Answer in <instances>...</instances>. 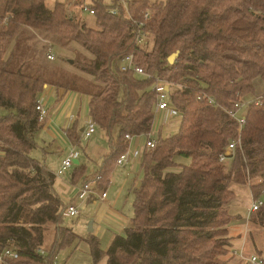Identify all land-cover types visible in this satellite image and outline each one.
I'll list each match as a JSON object with an SVG mask.
<instances>
[{
  "label": "trees",
  "instance_id": "16d2710c",
  "mask_svg": "<svg viewBox=\"0 0 264 264\" xmlns=\"http://www.w3.org/2000/svg\"><path fill=\"white\" fill-rule=\"evenodd\" d=\"M91 3L96 29L77 23L61 2L50 9L46 0H0V108L10 111L0 116V252L13 248L19 254L9 264H58L60 251L77 238L62 228L66 207L56 175L31 157L43 129L36 104L45 87L89 97L90 118L111 142L103 167L90 179L101 178L100 190H108L113 167L129 149L126 137L152 133L153 81L120 70L121 60L134 56L146 73L170 84L182 119L177 134L160 136L140 156L144 178L125 236L115 237L106 252L95 236L85 241L93 264L104 258L107 264H223L231 247V186L249 187L255 201L264 194V95L255 90L257 79L264 82V0H129V17L111 15L106 0ZM135 21L146 23L144 47L136 43ZM70 45L77 56L67 62L90 78L84 85L49 77L47 52ZM241 99L251 103L239 130L225 109ZM65 134L81 148L78 130ZM238 138L226 165L220 163ZM249 222L264 228V202Z\"/></svg>",
  "mask_w": 264,
  "mask_h": 264
},
{
  "label": "crops",
  "instance_id": "0c3cea01",
  "mask_svg": "<svg viewBox=\"0 0 264 264\" xmlns=\"http://www.w3.org/2000/svg\"><path fill=\"white\" fill-rule=\"evenodd\" d=\"M53 8L54 7H50V9ZM259 88H264V82L261 79H257L255 81V90L258 97L264 95V89L260 90ZM41 95L46 98L47 107L50 112L49 119L46 123L43 124L42 130L46 129L47 131H49L50 129H52L58 131L65 139L64 143H60V145L56 141H53L50 142L49 145L45 148L48 151L45 152V154L51 155L50 153H56L60 157L58 161H56L54 168L50 169L49 166L45 164V162L43 163L51 172L54 173L55 171H57L61 165L62 159L71 148V142L68 140L65 131L78 130L81 134L82 140V144L80 146L81 148L79 149L81 150V152L83 151V153L80 154V157L72 167L75 168V170L70 175L68 181L74 186L77 184L78 186H80V183L82 181L84 183L86 180L92 179L103 167L105 159L110 154V139L100 129L98 130H100L101 135H99L98 137L96 133L93 137H91L90 140H88L89 142H85L82 139V131L87 121L90 119V100L88 96H85L79 92L55 86H47ZM84 115L87 116L85 120H83ZM73 116L77 117V120L75 122L71 121V117ZM82 120L83 123H81ZM42 130L37 135L38 139L41 137L50 139V135L42 132ZM117 134L118 133L116 132L115 136L113 135L115 139L117 137ZM84 143L87 144L86 150L85 148H83V146L85 145ZM83 154L85 155V159L81 160ZM89 157L94 160V172H90V168L88 165V161L90 160ZM130 163L123 169L117 166L115 169H131L127 178L129 181H135L136 178L133 173V166L130 165ZM77 171H80L81 174L76 179L77 181H73L72 176ZM68 173L62 178H65ZM111 178L112 174L110 176V181ZM111 184L112 183H110V186ZM122 184V187H120L119 189L115 188L112 194L109 193V186L108 199L106 202H91L83 204L81 206L80 217H83L84 214L86 215L87 218L85 219L92 224V232H90V235L95 236L100 241L101 245L103 241H106V243L108 244L110 243V241L112 243L117 236H125L126 230L132 227L134 218L135 190L137 189L134 190V196L132 198L130 193L126 196V189L132 187L130 189L132 190L134 186L128 185L130 184V182L128 184L126 182H123ZM55 187L58 195L63 201L64 207H66L69 203L76 201L73 191L61 190L57 187V182ZM60 187L62 188V185H60ZM230 189L235 194V199L229 204L227 208L228 214L232 218V221L227 228L229 231L231 247L227 259L223 262V264H247L243 257L248 258L251 256H260L264 259V228L254 226V224L249 222L250 216L252 214L251 209L256 201L254 200L249 187L233 184Z\"/></svg>",
  "mask_w": 264,
  "mask_h": 264
},
{
  "label": "built area",
  "instance_id": "2783aa9c",
  "mask_svg": "<svg viewBox=\"0 0 264 264\" xmlns=\"http://www.w3.org/2000/svg\"><path fill=\"white\" fill-rule=\"evenodd\" d=\"M128 1L129 0H109V10L108 12L113 16H121L123 14L127 15L129 17V8H128ZM81 9L84 13H88L89 15L95 17L96 10L93 8L91 1L88 2L85 0L83 4L81 5ZM71 13L77 11V9L70 10ZM149 18V13H146L144 15V19ZM146 23L145 21H135L134 22V35L136 43L139 47H144L149 38L148 33L145 29ZM51 50H49L47 54L48 60L53 61L54 56L50 53ZM120 70L122 72H132L136 77H143L145 79H151L153 81L151 85V90L154 91L157 94V102L155 104V121H161L162 126H167L174 121L180 122L182 119V116L180 112L177 110V108L172 104L171 102V86L166 81L162 80L158 76H153L144 71L143 68L138 66L134 61V56L126 57L125 59L121 60L120 62ZM46 88V87H45ZM201 98H199L200 100ZM202 100V99H201ZM208 102L210 104H214V101L212 99L207 98ZM250 101L241 99L240 101L234 103L231 109H225L226 114L237 122L239 130H242V128L246 124V117L248 113V109L250 107ZM36 112L38 114L39 122L41 124H44L49 119V109L47 107L46 98L41 95L36 104ZM77 120L76 116L71 117V121L75 122ZM153 131V130H152ZM97 132V126L90 118L82 132V139L84 141L89 140L91 137H93ZM127 140L129 141V149L128 151L120 156V158L117 161V167L124 168L126 167L130 162L131 159H139L141 156L140 151L138 148L132 149V144L136 139L142 138L140 137H132L127 136ZM146 138V150L154 149L157 144V138H154L152 136V133L147 134L144 136ZM240 145V139L232 141L227 149L225 154L220 156L219 162L220 163H226L228 161V157L234 152V150ZM80 157V151L78 148L71 144V148L69 149L68 153L65 155V157L62 159L61 165L59 169L57 170V173L55 174L56 177H63L65 176L75 165V162ZM101 178L96 177L94 180H89L85 182L82 187L78 190V195L76 197L75 202L69 203L65 208V217H68L70 219H77L81 216V206L83 204L87 203H104L108 199V190H100L98 189V184L100 182ZM263 206V202L256 201L251 209L252 213H255ZM40 253L44 254V251H40ZM19 258V254L13 249V248H5L0 252V264H9L8 261L10 260H16ZM245 262L247 264H264V259L259 256H251L248 258H244Z\"/></svg>",
  "mask_w": 264,
  "mask_h": 264
},
{
  "label": "rangeland",
  "instance_id": "374dc122",
  "mask_svg": "<svg viewBox=\"0 0 264 264\" xmlns=\"http://www.w3.org/2000/svg\"><path fill=\"white\" fill-rule=\"evenodd\" d=\"M85 0H46V3L48 4V8H52L55 6L56 3H63L67 9V13L69 14V16L73 17L77 23H81L86 25L87 27L96 29L97 25H96V19L95 17L89 15L88 13H84L81 9V7H75V5H77L80 2H84ZM88 2H90L91 0H87ZM108 0H106V3L108 4ZM77 9V11L71 13L70 10H74ZM75 45H70L67 46L66 48H64L63 50H59L57 48L55 49H50L51 50V54L54 56V60H48L47 55H46V59H47V66L49 67V77L54 79L55 75L58 76H65L66 79L70 80L71 78H74L76 81H78L80 79V81H82L81 83L84 85V82L87 83L90 80V78L82 73H80L74 66H72L73 64H70L67 62V59H73L76 58L77 54H74V47ZM77 51L79 53L85 54V56L91 57L88 53H84L82 51V49L77 48ZM49 52V51H48ZM47 52V54H48ZM260 90H263L264 88H259ZM86 96V95H85ZM10 114V111L4 110L2 108H0V116H7ZM87 118L86 115H84L83 120H85ZM83 120L81 123H83ZM180 126V122L174 121L173 123L167 125V126H162L161 121H155V126L153 128L152 131V136H154V138H159L160 136L162 138H169L174 136L175 134H177L178 128ZM98 130V129H97ZM42 132L49 134V138L50 139H46L45 137H41L38 139H36V141L39 144V147L37 149H35L34 151H32L31 153V157L39 162H45V164H47L49 166L50 169H53L55 166L56 161H58V159L60 158L58 156V154L54 153H50L51 155H47L45 154V152H48L45 148L46 146L49 145L50 142L56 141L59 145L60 143H64L65 139L63 138V136L55 130L50 129L49 131L42 130ZM97 137L99 135H101L100 130H98L96 132ZM116 132H114V136H115ZM91 139V138H90ZM89 139V140H90ZM50 140V141H49ZM46 142V143H44ZM85 142H89L88 140ZM146 138L142 137L140 139H136L134 141V143L132 144V149L134 148H138V150L141 153V158L143 153L145 152L146 148ZM85 145L83 146V148L87 147V144L84 143ZM54 150V149H53ZM80 151V153H83V151L81 152L80 149H78ZM90 160L88 161V165L90 168V172H94L95 171V165H94V160L89 157ZM141 158L139 159H131V163L130 165H132V169H133V173L134 176L136 178L135 181H129L128 180V175H129V171H131V169L129 170H121V169H115V166L113 167L115 170L112 173V178H111V186H110V191L109 193L112 194L114 192L115 188H120L122 187V183L126 182L127 184L130 182L131 186H134V188L132 190H130L132 187L127 188V195H129V193L131 194L132 198L134 196V190L138 189L140 187V185L142 184L143 178H144V173L141 167ZM85 159V155L83 154L81 160ZM178 162L181 164H188L189 161L187 159L184 158H178ZM227 163V162H226ZM226 163H223L226 165ZM93 165V166H92ZM129 165V164H128ZM123 169V168H122ZM128 169V168H127ZM75 170V168H72V170L68 173V175L65 178L62 177H58L57 179V187L60 188L63 191H73L74 194V198L77 197L78 195V190L82 187V185L85 183H83V181L80 183L81 185L78 186L77 185H72L70 184V182L68 181V179L70 178V175L73 173V171ZM55 171V170H54ZM57 171L54 172V174H56ZM60 185H62V188L60 187ZM65 186V187H64ZM76 190V191H75ZM131 201V200H130ZM259 201L264 202V194H262V196L259 198ZM76 204H78L77 201H74ZM132 203V202H131ZM132 205V204H131ZM131 212V211H130ZM84 213V211H83ZM129 213V212H128ZM83 216V214H82ZM85 218L86 215L84 214L83 217H79L78 219H70L68 217L64 218L63 221V225L62 228L65 229H70L72 230L75 235L77 236L75 242H73L72 244H70L69 246H67L66 248H64L63 250L60 251L59 253V258H58V264H93V259L91 256V252H90V247L89 245L85 242L89 236H90V222H88ZM55 230L53 227H49V231L47 232L46 238H45V249L50 251L51 250V246L52 243L54 241V235H55ZM111 245V241L110 243H106V241L102 242V250L104 252L108 251L109 247ZM226 255L225 257H221L222 261L224 262L227 259ZM100 264H107V258H104L102 260V262Z\"/></svg>",
  "mask_w": 264,
  "mask_h": 264
},
{
  "label": "water",
  "instance_id": "95a60500",
  "mask_svg": "<svg viewBox=\"0 0 264 264\" xmlns=\"http://www.w3.org/2000/svg\"><path fill=\"white\" fill-rule=\"evenodd\" d=\"M178 57V53L177 54H174L172 55L170 58H169V63L170 65L174 64L175 60L177 59ZM70 64H73V61H69ZM83 132V131H82ZM77 164V163H76ZM90 232H92V224H90Z\"/></svg>",
  "mask_w": 264,
  "mask_h": 264
}]
</instances>
